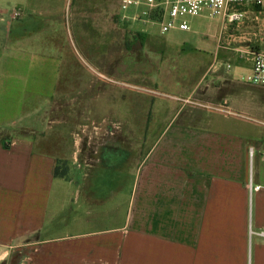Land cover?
Returning a JSON list of instances; mask_svg holds the SVG:
<instances>
[{
    "label": "crops",
    "instance_id": "0c3cea01",
    "mask_svg": "<svg viewBox=\"0 0 264 264\" xmlns=\"http://www.w3.org/2000/svg\"><path fill=\"white\" fill-rule=\"evenodd\" d=\"M67 11L78 35L106 33L104 0H0V264H264L257 234L264 227V125L218 111H188V120L183 109L182 120L171 119L152 144L126 146L106 127L110 136L91 153V133L98 132L76 136L74 120L73 149L63 157L60 132L46 135L36 111L20 112L19 103L48 99L59 80L57 49L51 61L33 57L43 39L60 29L71 33ZM111 81L99 73L63 98L80 115L88 108L115 115ZM28 85L29 97L13 105L12 95ZM52 114L53 108L49 123ZM117 144L127 154L122 163L101 154ZM59 163L66 174L54 176ZM124 175L132 208L123 218L118 187L108 193L102 183L117 184ZM109 197L116 205L110 210Z\"/></svg>",
    "mask_w": 264,
    "mask_h": 264
},
{
    "label": "rangeland",
    "instance_id": "374dc122",
    "mask_svg": "<svg viewBox=\"0 0 264 264\" xmlns=\"http://www.w3.org/2000/svg\"><path fill=\"white\" fill-rule=\"evenodd\" d=\"M104 1L105 34L103 28L100 30L94 24L101 36L98 32L78 35V31L71 27L72 12L67 11L64 17L68 21L66 27L69 24L71 28V35L67 29H60L56 37L42 40L45 44L35 50L33 60L51 61V56H55L52 54L54 48L57 49V55L63 62L58 70L59 80L51 87L53 92L48 99L19 103V110L23 114L37 112L36 126L44 134L60 132L61 156H69L72 152L73 138L69 132L73 130L71 122L74 120L79 124L75 128L76 136L83 135L80 130L85 133L98 132L91 133L93 137L88 149L91 153L96 144L110 136L104 132L106 127L114 128L117 132L112 137L126 146L133 144L136 147L142 142L152 144L158 132L171 119L175 123L182 120L184 112L180 114L177 111L183 109L187 115L188 111L193 114L195 111L213 113L217 112L214 108L229 105L264 120V87L250 85L245 79L251 72L246 50L255 47V34L260 25L264 27V9L242 6L239 11L243 17L238 26L236 22L222 23L210 19L203 11L194 17H187L190 25L188 31L172 29L161 34L157 24L144 25L121 19L122 14L130 17L134 11H120L116 0ZM140 30L147 32L143 38L136 36L142 33ZM50 41H53V47ZM99 73L112 79L108 85L115 90L112 104L115 103L117 114L109 115L103 108L99 112L88 108L80 115L75 113L79 110L74 112L68 108L64 95L74 94L79 85L98 78ZM32 88L28 85L20 95L13 94L11 103L14 105L18 98H22V101L28 98ZM39 89L46 91L49 87L41 85ZM53 102L55 105H52ZM57 104L58 110H55ZM52 108L55 120L49 123L51 116H47V111ZM189 115L188 120L193 118ZM119 128L121 132H118ZM124 148L117 144L115 150L103 154L105 150L102 149L101 154H114L115 159L122 163L127 157ZM143 152L139 151L140 154ZM110 166L106 169L115 173L116 167ZM58 169L66 174L64 164L59 163ZM127 175L117 184L102 183L108 193L116 190L114 186L118 187L117 200H121V205L118 203L117 209L121 207L123 218L132 208L131 184L125 177ZM109 199L108 210L116 206L115 197L106 198V201ZM110 224L108 221L107 225Z\"/></svg>",
    "mask_w": 264,
    "mask_h": 264
},
{
    "label": "built area",
    "instance_id": "2783aa9c",
    "mask_svg": "<svg viewBox=\"0 0 264 264\" xmlns=\"http://www.w3.org/2000/svg\"><path fill=\"white\" fill-rule=\"evenodd\" d=\"M120 11H134L131 16L121 15L125 21L141 22V24H157L159 32L164 34L172 29L188 31L187 17H194L205 11L210 19L222 23H241L242 6H256L264 9V0H116ZM19 16L14 11L12 18ZM255 47L247 48L251 72L245 77L246 82L257 87H264V27L261 25L255 34ZM241 40V39H240ZM235 41V39H233ZM216 111L251 123L262 124L259 119L236 112L226 106L214 108ZM258 187H254L257 189ZM264 240V227L257 233Z\"/></svg>",
    "mask_w": 264,
    "mask_h": 264
},
{
    "label": "trees",
    "instance_id": "16d2710c",
    "mask_svg": "<svg viewBox=\"0 0 264 264\" xmlns=\"http://www.w3.org/2000/svg\"><path fill=\"white\" fill-rule=\"evenodd\" d=\"M136 36L143 38L144 36H146V34L138 33V34H136ZM62 175H64V172H60L58 167L56 166V168L54 169V176H62Z\"/></svg>",
    "mask_w": 264,
    "mask_h": 264
}]
</instances>
